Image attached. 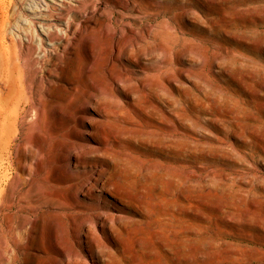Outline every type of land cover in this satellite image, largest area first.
Masks as SVG:
<instances>
[{
  "label": "rangeland",
  "instance_id": "1",
  "mask_svg": "<svg viewBox=\"0 0 264 264\" xmlns=\"http://www.w3.org/2000/svg\"><path fill=\"white\" fill-rule=\"evenodd\" d=\"M34 1L0 0V48L12 64L18 62L32 103L43 110L39 119L31 110L18 122L23 124L16 125L13 146L19 160L37 145L32 148L34 173L23 185L26 203L41 207L14 214L12 236L0 229L9 242L7 250L0 247V264L54 263L51 255L38 251L52 252L50 225L39 227L29 242L20 241L15 231L27 219L33 224L35 218L50 220L48 205L57 202L48 186L55 140L42 142L53 129L66 128L60 112L80 104L78 96L86 93V38L96 34L79 31L66 53L57 41L54 53L44 52L49 45L38 42L31 25ZM108 4L120 9L125 21L139 28L152 25L156 32L151 44L137 48L140 66L135 67L144 86L125 87L137 107L139 132L118 142L108 137L101 159L92 154L91 163L69 170L89 181L96 167L104 170L93 190L100 201L91 208L114 213L125 224L113 237L110 262L264 264V0ZM165 70L166 89L156 86L163 83ZM41 78L54 81L42 85ZM147 104L151 107L144 110ZM85 112L94 116L92 109ZM68 131L59 139L62 147L69 142L66 134L88 144L87 134ZM95 160H100L96 166ZM72 191L68 184L59 189L68 198ZM21 244L31 248L21 249ZM93 259L98 260L96 254Z\"/></svg>",
  "mask_w": 264,
  "mask_h": 264
},
{
  "label": "bare ground",
  "instance_id": "2",
  "mask_svg": "<svg viewBox=\"0 0 264 264\" xmlns=\"http://www.w3.org/2000/svg\"><path fill=\"white\" fill-rule=\"evenodd\" d=\"M99 1L105 3L103 7L95 6ZM109 1L120 8L129 5V0H35L33 8L30 9L31 25L37 34L38 42L42 44L45 41L50 47L43 49L44 52L54 53L56 51L54 42L57 41L61 42L62 51L66 53L71 44V37L75 38L77 32L93 30L96 33L94 36L87 33L86 38L88 46L85 69L89 71L90 76L87 78V91L83 96H78L80 104L73 106L69 111L60 112V120L64 119L66 128L53 129L42 142L44 146L55 140V149L49 156V168L53 169V175L48 179V186L52 189L51 195L57 202L48 205L46 213L50 220L38 221L35 218L36 223L33 224L27 219L21 222L15 231L20 241L29 242L39 227L41 228L44 223L50 225L54 239L51 244L52 252L45 249L38 251L42 255H51L54 258L52 264H64L70 260L76 264H117L110 262V255L113 253L111 246L115 244L113 237L122 231L125 224L114 213L95 211L91 208L93 203L100 201V197L95 195L93 190L97 187L104 170L96 167L90 181L70 171L91 163L88 157L92 154L101 159L99 153L106 154L108 150L106 141L108 137L118 142L128 134L139 132L137 129L141 125L137 119L139 117L137 107L131 102L132 97L125 87L138 83L144 86L138 73L141 70L135 67L140 66L136 60L139 51L137 48L151 44L156 39V32L152 25L147 24L139 28L130 21H125V14L120 9L113 10V6L108 4ZM88 9L90 11H87ZM4 53L1 46L0 229L5 227L7 233L12 236L14 228L11 217L29 208H31L29 213H32L41 207L40 203L33 207L26 203L27 190L23 185L27 177L30 178L34 173L32 169L35 152L32 148L37 145L32 144V141H25L27 145L32 144L29 146V152H23L21 158L16 160L13 151L17 131L19 132L16 125L20 121L23 122L31 110L39 119L43 110L39 104L32 103L31 94L22 82L18 62L12 64ZM122 59L127 60L128 64L122 65ZM50 72L52 73H49L50 76H56V73ZM166 72L165 70L163 83L156 84L157 87L167 88L169 78ZM97 73L100 75L99 79L94 78V74ZM43 81L41 78L39 83L45 85V82L51 83L54 80L47 78L45 82ZM156 104L158 105L157 102ZM145 106L144 110L151 107L148 104ZM86 109H92L91 114L94 116L87 115ZM163 110L166 114V109ZM129 113L132 116H129ZM105 125L107 131L104 129ZM68 130L87 134L90 137L88 144H80L74 135L66 134L69 142L62 147L59 139L65 136V131ZM99 161L95 160L92 164L96 166ZM57 169H62L64 174L60 175ZM41 170L43 168L39 172ZM66 184L73 189L69 198L59 192ZM88 209L92 212H88ZM6 236L0 235V247L4 250L9 246ZM13 243L17 244L16 238L13 239ZM21 246L20 248L24 250L31 248V244ZM94 254L98 260L93 259Z\"/></svg>",
  "mask_w": 264,
  "mask_h": 264
}]
</instances>
